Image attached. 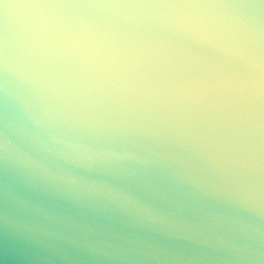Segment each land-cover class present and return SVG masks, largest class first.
<instances>
[{
  "label": "clouds",
  "instance_id": "obj_1",
  "mask_svg": "<svg viewBox=\"0 0 264 264\" xmlns=\"http://www.w3.org/2000/svg\"><path fill=\"white\" fill-rule=\"evenodd\" d=\"M0 264H264V0H0Z\"/></svg>",
  "mask_w": 264,
  "mask_h": 264
}]
</instances>
